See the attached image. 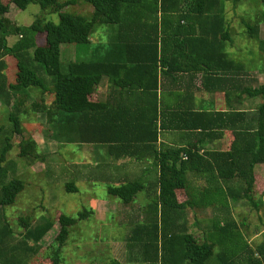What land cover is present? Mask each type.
<instances>
[{
    "label": "trees",
    "instance_id": "16d2710c",
    "mask_svg": "<svg viewBox=\"0 0 264 264\" xmlns=\"http://www.w3.org/2000/svg\"><path fill=\"white\" fill-rule=\"evenodd\" d=\"M76 1L92 7L91 17L64 12ZM11 0L17 10L37 5L42 12L56 14L58 23L36 20L27 27L11 24L5 15L8 7L0 0V100L4 105L16 108L19 93L29 90L39 92L40 103H33V113L42 114L52 131V138L60 144L103 146L107 155L118 160L128 157L136 162L152 160L158 169L156 181L147 184L127 181L113 185L106 180L107 195L117 199L122 206L132 207L138 194L147 200L141 221L131 223L133 227L126 237V248L136 264H264V192L255 199V171L264 167V82L240 91L235 86V96L258 101L249 117L234 109L227 114L206 112L198 114V124L185 126L186 130H199L201 138L227 129L234 140L226 152L199 154L197 145L157 150V123L163 127L162 113L156 99L158 71L176 75L184 71L179 56L193 54L200 49L204 56V71H219L222 75H239L243 65L233 60L227 48L233 38L227 27L225 3L233 9L245 0ZM264 6V0H260ZM186 23V26L180 23ZM264 23V14L254 23H245L244 35L256 40L258 50L264 55V39L259 37L258 26ZM196 29L201 40L180 39V31ZM101 25L115 26L117 31L108 45L95 49L98 57L90 60L69 62L61 70L60 53L64 46H86L95 29ZM43 35L42 45L37 36ZM19 39L8 46L9 37ZM124 54L123 65L114 63L110 55ZM14 59L17 73L15 83H9L6 73ZM193 58L185 64H192ZM231 68L233 71H231ZM263 69V68H262ZM264 74V69L262 70ZM43 74V75H41ZM233 76V77H234ZM50 78V81L46 79ZM113 89L111 96H118V88L126 91H153L154 101L150 128L152 137L144 142L149 153L141 156L140 147L129 150L121 146L118 131V103H102L95 97L97 87L103 79ZM238 82V81H237ZM239 92V93H238ZM237 93V94H236ZM9 133L23 132L17 114L9 115ZM130 121L125 122L130 129ZM162 123V124H161ZM148 128V127H147ZM133 129V128H132ZM140 131V127L138 129ZM74 136L76 139H74ZM9 138L0 150V264H29L39 254L44 238L57 223L58 232L49 244L45 255L51 264H60L62 249L68 241L74 218L60 215L56 222L40 217L31 223L26 218L18 219L22 234L17 241L2 210L14 205L23 191L20 180L7 181L14 173L15 164L4 167L1 163L11 147ZM143 143V141L133 142ZM123 144V145H124ZM120 145V146H118ZM118 151H121L118 153ZM22 158L41 159L31 140L21 147ZM91 166L86 167L84 178L92 180ZM95 167H100L95 165ZM10 168V170H9ZM85 168V167H84ZM99 172V171H98ZM74 180L65 186L67 193H77ZM100 179L94 183H101ZM180 197H186L179 202ZM248 206L262 224V240L250 244L247 227L238 223L232 215L231 204ZM78 220L93 214L82 210ZM191 211L201 228L200 238L188 231L185 212ZM209 212L207 218L197 216ZM202 223V224H201ZM113 264H118L113 262Z\"/></svg>",
    "mask_w": 264,
    "mask_h": 264
},
{
    "label": "rangeland",
    "instance_id": "374dc122",
    "mask_svg": "<svg viewBox=\"0 0 264 264\" xmlns=\"http://www.w3.org/2000/svg\"><path fill=\"white\" fill-rule=\"evenodd\" d=\"M2 2L8 7V13L5 17L15 26L27 27L38 19L54 24L58 23L56 14L42 12L37 5H29L25 10H17L11 4V0H2ZM64 12L88 18L91 17L93 9L88 4L76 1L74 5L65 8ZM263 14L264 6L260 0H245L235 9L229 2L225 3L227 27L233 38V44L227 48V52L236 61L244 63L246 67L252 70L251 75L257 78L258 84L264 82V74L262 73L264 55L259 52L257 41L247 39L244 32L246 31L245 23L252 24ZM258 32L259 37L264 39L263 22L258 26ZM114 33V26L101 25L91 35L90 44L62 47L60 53L61 70L65 71L68 63L74 58L77 60L86 59L85 54L82 52L78 54V51L85 50L84 52H86V50H91L98 45L105 46L113 38ZM18 39V36L9 37L7 39L8 46H12ZM42 43L43 35H38L37 44L42 45ZM74 54L75 57H73ZM6 60H11L6 76L9 83L14 84L17 73L15 61L11 57H6ZM46 80L50 81V78ZM251 85L256 87L257 84L252 83ZM39 97V92L35 90H29L26 94L19 93L16 95L17 110L4 105L0 100V150L4 145V140L8 138L11 146L1 166L4 167L10 162L15 164V171L8 174L7 181L15 178L24 185V189L17 196L14 205L2 210L7 223L15 234V239L18 241L22 234V230L18 229V219L28 217L33 223L40 217H46L56 222L62 214L77 221L70 228L68 241L62 249L60 264H113V262L136 264L134 260L130 262L129 258L133 253L126 248V237L129 236V231L132 228L129 217L133 218L134 214L128 215L129 209L127 207L122 206L117 199L107 195L108 187L105 183L111 174L99 170L112 168L105 166L97 168L92 165L93 162L110 164L109 158L105 154H97V158H94V153L97 150L91 147L83 149L75 144L63 145L55 141L45 116L32 111L33 103H40ZM11 114L18 115L23 130L21 134L9 133L11 124L8 119ZM27 139L34 144L41 159L36 160L32 157L26 159L20 156L21 147L24 146V141ZM85 163L91 164L88 166H91L93 181L83 178L84 175L82 177V167L71 165ZM255 172L254 196L258 200L264 192V167H257ZM115 174L118 176V165H116ZM71 179H74V185L78 189L77 193L65 191V186L71 182ZM98 179L103 182L94 183ZM138 195L141 196L138 198ZM138 195L134 199L132 207L139 214L137 219L139 222L144 216L145 211L143 210L147 200L143 194ZM234 207L235 220L238 223L244 220L246 224L249 243H259L262 240L260 233L263 227L257 214L248 206L241 208L240 205L235 204ZM83 209L92 210L93 214L86 219L78 220V214L83 212ZM204 213L206 214L197 216V218L201 220L203 216L204 218L209 216V212ZM187 220L189 232L200 238L202 232L201 228L197 227L198 222L195 216L189 213ZM137 221L133 220L131 223ZM57 232L56 223L51 232L44 238L41 251L32 258L29 264H51V259L45 255V252Z\"/></svg>",
    "mask_w": 264,
    "mask_h": 264
},
{
    "label": "crops",
    "instance_id": "0c3cea01",
    "mask_svg": "<svg viewBox=\"0 0 264 264\" xmlns=\"http://www.w3.org/2000/svg\"><path fill=\"white\" fill-rule=\"evenodd\" d=\"M180 24L186 26V23L181 22ZM192 24H194L192 26H194L195 31L181 30L179 33L181 35L180 39H192L194 40V45L198 44V40H201V38H199L201 37V34L196 30L199 28L200 24ZM116 31L117 29L115 27V33ZM115 33L113 37L115 36ZM110 41L106 45H108ZM98 47L102 49L103 45L95 46L91 50H86V52H84L85 50H80L78 51V54L81 52L85 54L86 59L83 60L94 59L99 56V54L94 51L95 49H98ZM200 49L193 54L178 57L179 61L184 62L182 63L183 66H181L184 71L178 72L176 75L172 73L166 74L167 68L165 67L163 68L164 73H162L161 78L160 71H158L156 99L159 110L162 113L161 120L163 127L160 129V121H158L157 140L155 144L157 150L197 145L200 150V155L203 153L226 152L234 140L233 134L229 133L227 129H220L215 131V133H211L208 138H201L199 130H186L185 126L198 124V121H200L198 114L203 111L208 113L217 112L227 114L230 110L232 112L234 109H237L249 117L252 107L258 102H252V100L245 96L244 93L241 99L235 96V92H237L235 91V86L239 88V92H244V89L252 86V83L260 85L257 82V78L251 75V69L246 67L244 63L240 62L244 69L240 71L239 75H237V79H235L236 76H234L235 72L232 73L233 75L231 76L229 73L222 75L219 71H204L202 63L204 56L201 52H198ZM110 56L114 63L118 62V66L123 65L122 57L125 56L124 54H118V56L114 54ZM229 56L235 60L230 53ZM73 57H75V54ZM189 57L193 58V63L185 64L186 61L189 60ZM75 61H77V58H74L70 62ZM231 71H233L232 68ZM148 86L147 91H141V89L126 91L118 88V96L112 97L111 92L113 89L108 85L107 80L104 78L97 87L95 94V97L102 103L108 102V105L113 102L118 103V126L124 127L118 131V140L126 142L121 145L127 148L125 150H129L133 146L140 147L139 151L141 156L149 153V149L147 148L148 145H145L144 142H147L152 137L150 120L152 119L154 90L150 89V87H152L151 83H149ZM128 120L131 122L130 126H132L133 129L126 127L125 122ZM139 127L140 131H138ZM74 139H76L75 136ZM138 141H143V143H136V145H134L133 142ZM77 146L79 148L82 147L83 149H87L88 147L96 149L97 152L94 153V158H97V154H105L109 158L111 162L110 164L93 162L92 165L111 167L112 169L104 168L103 170L102 168L99 170L111 174L108 178V181L111 184H121L122 182L127 181H141L148 186L149 183L156 181L158 169L155 167L152 160L136 162L128 157H121L118 160H114L113 157L107 155L105 147L103 146L98 147L88 144ZM120 152L121 151H118V153ZM71 165L73 167H82L83 177L84 172H86L83 167H87L91 164L85 163ZM116 165H118V176L115 174ZM140 196L141 195H138V198ZM185 199L186 197H180L178 200L179 202H183ZM230 204L232 215L235 217L233 212L235 208L234 204ZM127 208L129 209L128 215L134 214L133 218L129 217V220H131V222L133 220L137 221L139 214L136 209L133 207ZM185 213L184 220L186 222L188 221L187 214L192 213L195 215L191 211ZM118 214H120V211H118Z\"/></svg>",
    "mask_w": 264,
    "mask_h": 264
}]
</instances>
